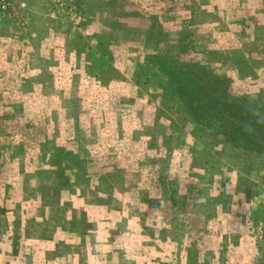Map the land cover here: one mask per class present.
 <instances>
[{"label": "rangeland", "instance_id": "1", "mask_svg": "<svg viewBox=\"0 0 264 264\" xmlns=\"http://www.w3.org/2000/svg\"><path fill=\"white\" fill-rule=\"evenodd\" d=\"M0 264H264V0H0Z\"/></svg>", "mask_w": 264, "mask_h": 264}]
</instances>
